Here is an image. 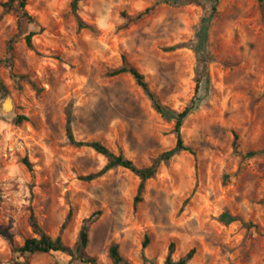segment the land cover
<instances>
[{
	"label": "rangeland",
	"instance_id": "374dc122",
	"mask_svg": "<svg viewBox=\"0 0 264 264\" xmlns=\"http://www.w3.org/2000/svg\"><path fill=\"white\" fill-rule=\"evenodd\" d=\"M71 1L27 0L33 21L20 28L18 11L0 8V264H114V244L128 264H165L171 244L174 260L195 249L189 264H264V2L161 3L126 28V16L156 0H82L79 30ZM123 56L176 111L194 95L202 57L208 66L182 127L197 157L181 152L162 163L136 208L138 178L119 167L82 180L107 161L66 136L71 116L78 140L101 142L140 167L175 145L174 122L154 111L134 79L107 75ZM235 135L242 154H259L234 153ZM223 213L233 220L222 221ZM31 214L51 237L70 215L64 243L74 247L86 224L87 245L77 257L19 256L26 238L39 237Z\"/></svg>",
	"mask_w": 264,
	"mask_h": 264
},
{
	"label": "trees",
	"instance_id": "16d2710c",
	"mask_svg": "<svg viewBox=\"0 0 264 264\" xmlns=\"http://www.w3.org/2000/svg\"><path fill=\"white\" fill-rule=\"evenodd\" d=\"M82 0H72L70 3L71 13L76 17L77 19V25L78 29L84 28L83 22L80 20V18L77 15V10L79 7V4ZM200 0H156L155 3L147 8H145L143 11L139 12L138 14L134 16H126L127 22L125 24V27L128 28L130 25L138 23L150 15H152L159 7L161 3H171L174 5H190L194 3H198ZM210 2H213L214 5L219 3V0H209ZM260 4L264 2V0H258ZM28 3L27 0H7L4 2H0V8L3 12L8 11H18L17 14V25L18 27H22L23 20L27 19L29 22L33 21V16H31L28 12H26V7ZM213 10H215V6L213 7ZM2 15H0L1 20ZM209 19L204 20V24L201 27L200 35L203 38H207V27L209 24ZM35 35L34 32H29L25 36V41L28 47L31 49H34L33 44V36ZM179 45L170 46L168 48H165L166 51H175L179 49ZM38 54V53H37ZM200 61L204 64V70L201 78H199V81H197L194 89V95L189 100L187 105L181 110L176 111L166 105H163L156 94L151 89L148 81L146 80L145 76L140 73L135 67H133L127 60L125 56L122 57V63L120 66L110 69L107 72V75L109 77H115L119 76L121 74H129L135 81V83L141 88L143 93L149 98L152 108L155 112H157L162 118L173 121L174 127H173V133L175 135L176 141L175 145L162 153L158 155L157 158H155L151 164L146 166H137L132 160L126 158L123 154H116L114 153L109 147L102 144L98 141H83L78 140L74 133L71 126L72 118L71 116L68 117L67 126H66V136L68 143L73 148H83L88 147L95 151L96 153L102 155L106 159V164L103 166V168L96 172V173H90L88 175L82 176L81 179L84 181H93L102 175L106 174L110 170H113L115 168H124L131 172L133 175H135L138 180V188L137 193L134 199V207L136 208L139 203L143 200V193L146 189V184L148 181L155 179L157 176L159 167L162 163L169 162L173 157H175L177 154L181 152H188L193 157H197L196 150L185 143L183 134H182V127L187 120V118L193 113V111L196 109L197 101H198V93L200 90V81L203 80V76L205 77V80L208 78V66L206 64L205 58L202 57ZM3 89V86L0 82V90ZM21 119V118H20ZM238 137L235 135L234 142H233V152L236 154H242L238 149V143H237ZM259 152L250 151L245 154H242L244 158H251L256 155H258ZM25 165L31 170V164L28 162V160H25ZM221 220L225 221H232L233 218L226 213H223L221 216ZM70 218V215L67 217V220L62 224L61 226V233L58 234L56 237H51L47 234H45L38 226L37 222L35 221L34 215H30V222L31 227L33 231L39 236V237H28L24 240L22 246H19L16 248L17 253L21 257H28L32 254L36 253H43V254H49L53 252H60L67 254L71 257H77L76 251H78L80 248H83L87 245L88 241V226L86 224H83L81 227V230L79 232L78 240L75 243L74 247L67 246L62 238V231L65 229L68 219ZM147 241L143 244V247H146ZM173 244L169 246V254L166 258L165 264H189V262L193 259L195 255V249H191L185 256L174 260L172 258V251H173ZM75 248V250H74ZM81 258V256H79ZM110 257L114 264H128L124 261L122 256L119 253V247L117 244H114L110 247ZM87 262L90 264H95L94 259H87ZM22 264H25L22 263Z\"/></svg>",
	"mask_w": 264,
	"mask_h": 264
}]
</instances>
